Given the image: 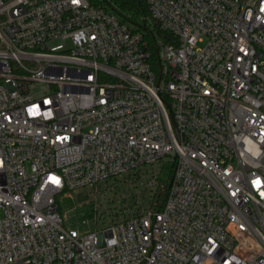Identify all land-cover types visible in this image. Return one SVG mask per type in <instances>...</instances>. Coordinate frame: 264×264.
Returning <instances> with one entry per match:
<instances>
[{"label": "built area", "instance_id": "1", "mask_svg": "<svg viewBox=\"0 0 264 264\" xmlns=\"http://www.w3.org/2000/svg\"><path fill=\"white\" fill-rule=\"evenodd\" d=\"M145 1L157 68L110 0H0V264H264V0ZM165 159L161 210L68 224Z\"/></svg>", "mask_w": 264, "mask_h": 264}, {"label": "rangeland", "instance_id": "2", "mask_svg": "<svg viewBox=\"0 0 264 264\" xmlns=\"http://www.w3.org/2000/svg\"><path fill=\"white\" fill-rule=\"evenodd\" d=\"M172 171L173 162L165 159L153 167L112 179L97 190L74 188L58 196L60 210L67 214L71 226L88 219V225H79L82 231L100 228L103 221L128 217L148 209L157 189L151 182L155 176L157 181L169 179Z\"/></svg>", "mask_w": 264, "mask_h": 264}, {"label": "trees", "instance_id": "3", "mask_svg": "<svg viewBox=\"0 0 264 264\" xmlns=\"http://www.w3.org/2000/svg\"><path fill=\"white\" fill-rule=\"evenodd\" d=\"M116 10H118L124 16H127L129 20L134 23L140 25L144 30L146 29L148 32L146 33L145 39L150 44L152 55L154 56L153 65L154 68L158 67L157 60L155 59L156 49L153 46V42L155 39L154 32L162 37L167 38L168 33L161 30L159 26H155L154 29L148 27L146 23V18L150 14L149 5L145 0H110ZM93 4H101L105 5L108 3V0H91ZM156 60V61H155ZM172 174L167 180H158L157 189L153 194V198L151 201L150 207L154 210H161L164 206L165 200L167 198L169 188L171 185Z\"/></svg>", "mask_w": 264, "mask_h": 264}]
</instances>
